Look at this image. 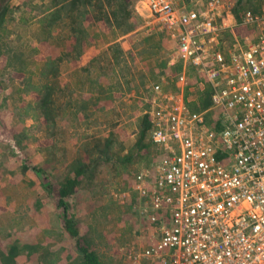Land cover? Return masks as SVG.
Instances as JSON below:
<instances>
[{
    "label": "built area",
    "instance_id": "built-area-1",
    "mask_svg": "<svg viewBox=\"0 0 264 264\" xmlns=\"http://www.w3.org/2000/svg\"><path fill=\"white\" fill-rule=\"evenodd\" d=\"M232 3L140 0L176 43L169 65L183 62L146 98L161 157L133 180L151 231L141 264H264V8L238 23ZM207 87L211 106L192 110Z\"/></svg>",
    "mask_w": 264,
    "mask_h": 264
},
{
    "label": "rangeland",
    "instance_id": "rangeland-1",
    "mask_svg": "<svg viewBox=\"0 0 264 264\" xmlns=\"http://www.w3.org/2000/svg\"><path fill=\"white\" fill-rule=\"evenodd\" d=\"M44 1L12 0L11 3L23 9L25 3L33 7ZM228 1L234 4L236 0ZM134 5L138 27L132 33H124L123 28L111 27L103 20L94 19L91 14L84 22V26L90 28L89 36L83 42V53L94 50L96 55L91 61L100 57L98 63L103 68L99 72L103 73L106 67L109 76L99 77L100 89L105 91L111 82H119L121 87L114 92L121 100L114 101L108 96L114 92L108 95L101 93V101L96 99L84 112L81 111L84 120L75 125L78 133L70 139L66 137L70 136L69 131L65 127L63 129L61 118L57 121L54 133L49 135L45 119L41 117L43 119L39 120L32 109L25 111L31 95L34 98H38V95L32 94L31 89L26 91L22 88L24 77L19 73L17 75L11 70L2 73L6 58L2 59L0 253L10 256L11 260L4 263L0 258V264H51L55 261L58 264H78L72 238L60 234L63 210L58 206L56 194L49 193L43 187L40 177L32 169L41 166L57 182L70 171L69 165L78 157L84 158L86 162H91L90 157L97 159L92 172L89 171L90 175L95 174V178L84 181L76 194L68 198L70 211L78 216L83 235L89 240L92 249L101 256L104 264H141L138 253L148 245L151 231L140 212V203L131 181L134 173L153 161L154 146L139 152L135 143L143 124L142 118L148 109L146 98L149 96V88L157 83H163L165 89L173 87L175 75L171 76L169 61L176 43L147 14L140 0H135ZM251 8L253 10L249 11L259 13L264 8V0H255ZM16 12L19 15L18 9ZM236 31L247 33L250 29L239 25ZM55 32L60 41L54 52L61 55L71 51L74 39L69 36L71 34L67 27L60 25ZM22 34L18 41L20 44L37 45L33 27ZM232 36L228 31L225 40L230 43ZM114 43H118V49L124 51L119 63L113 61L109 50ZM103 55L106 56L103 58ZM68 66L72 67L71 64ZM113 71L118 72L119 76L115 78ZM62 75L56 78L63 85ZM159 77L160 82H156ZM102 80L106 86L100 85ZM75 84V78L70 86L65 84L66 93ZM97 104L100 105L99 112L93 113L92 109ZM71 118L74 121L75 116L69 117V120ZM106 138L111 147L97 144L98 140ZM62 142L69 146L63 147ZM147 142L152 143L148 134L145 137ZM98 150L101 153L107 152L100 160L95 155ZM128 155L131 159H128ZM27 244L35 250L33 254L22 252Z\"/></svg>",
    "mask_w": 264,
    "mask_h": 264
},
{
    "label": "trees",
    "instance_id": "trees-1",
    "mask_svg": "<svg viewBox=\"0 0 264 264\" xmlns=\"http://www.w3.org/2000/svg\"><path fill=\"white\" fill-rule=\"evenodd\" d=\"M254 1L255 0H236L234 2L231 11L236 22H242L244 13L252 9L251 6ZM11 2L12 0H0V63H2V59L6 58V64L4 68H1V72L7 73L11 70L12 72L14 71L13 73L17 75L19 73L24 77V86L22 88L26 91L31 89L32 94L38 95V98H34V95L30 94L31 97L28 100L25 111L32 109L34 115L40 118L39 120L44 118L49 127V135H52L57 128V121L60 118H69L81 111L84 112V110L90 106L91 102L96 100L94 97L88 100H80L77 99L75 95L74 98V90H68L66 93L67 88L60 84L56 77L61 75L64 71L70 76H79L80 73H82L83 76L86 77L87 82H90L89 88L97 92L103 91L97 83L99 77H109L105 71L106 67H104L103 73L99 72L101 71L100 69L103 68V65H99L98 63L100 57L95 60L93 59L87 65L78 66L79 59L84 54L83 42L89 36L88 30L90 27L84 26V22L89 17L88 15L91 14L94 19L99 21L103 20L111 27L123 28L124 33H132L138 27L135 20L136 14L133 10L135 0H45L43 3H40L39 6L33 7H31V4L29 6L25 3V8L23 9H20L21 7H15ZM17 9L19 15H17ZM60 25L67 27V30H69L71 34L69 36H72L74 41L71 51H66L60 53L61 55H57L59 53L57 52L56 54L54 49L58 46L57 44H59L60 37L55 31ZM30 27H33L36 31L35 40L37 41V45L35 47L29 44L23 46L18 42L23 36L22 33H25V30ZM114 47L117 48L114 49ZM109 48L108 49L113 55V61L119 63L124 51L118 49L120 48L118 43L110 45ZM45 52L47 55H45ZM105 56L106 55H103V58ZM69 64H71L72 67H69ZM169 67L171 76H174L182 70L183 62L180 60L175 63L174 66ZM94 68L95 70L92 71ZM193 72L194 71H191L189 73L190 77H192ZM113 75L116 78L119 76V73L114 72ZM160 77L156 82H160ZM0 81H2L1 77ZM70 85L68 84V86ZM119 87H121L119 82H111L109 87H106L104 94L108 95L110 92L113 93ZM71 88L74 87L72 86ZM209 93L210 88L207 87L203 94H200L198 98L200 101L198 100L197 102L191 103L190 108L192 110H199L211 106ZM108 96H111L114 101L121 100V97L119 95L117 96L115 92ZM101 100L102 99H100V101ZM198 102H200V106H198ZM219 112L218 109H214L207 113L206 117L209 125H213L214 116L218 115ZM141 123L143 124L139 130V136L136 140L135 147L137 151L140 152L143 149L149 148V146H154L152 158L156 160L161 157L160 149L152 141V143H145V137L147 134L150 136L151 130L150 116L147 113H145ZM219 128H221L220 125L217 126V129ZM97 144H106V147H111L107 138L98 140ZM101 152L102 151L98 150L95 153L99 160L104 156V153H107L106 151H103V153ZM127 157L131 159L129 155ZM90 159L92 163L86 162V160L81 157L72 161L69 165L70 171L66 175L60 177L61 179L57 182L51 177L52 174L50 175V173L45 172L41 166H34L32 169H34L35 173L40 177L43 187L49 191V193L56 194L58 206L62 207L63 210L61 214L63 227L60 234L72 238L74 249L77 252L78 264H104L101 260V256L97 251L92 249L89 240L83 235L80 220L76 214L70 211L71 206L68 202V198L76 194L79 186L84 183V181L87 182L88 179L92 181L95 178V174L90 175V172H92L95 166V160L97 159H92L91 157ZM142 169L143 168H140L134 173L131 183L136 174ZM31 248L32 246L27 244L22 252L33 254L35 250L33 251V248ZM0 258H2L4 263L7 260H11L10 256L3 252L0 253ZM51 264L58 263L55 261Z\"/></svg>",
    "mask_w": 264,
    "mask_h": 264
},
{
    "label": "crops",
    "instance_id": "crops-1",
    "mask_svg": "<svg viewBox=\"0 0 264 264\" xmlns=\"http://www.w3.org/2000/svg\"><path fill=\"white\" fill-rule=\"evenodd\" d=\"M96 55V53H95V51L94 50H90L89 52L87 51V52H85L84 54H83V56H82V58H81V61L79 60V65L78 66H82V65H87L90 61H91V59L92 58H94V56ZM63 73V75L61 76V79H62V83H63V85L65 86V84H71L72 83V81H73V79L75 78V81H76V84L75 85H72L74 88H70L69 89V91L71 90V89H73L74 90V93H73V97H74V95H75V97L77 98V99H83V100H88V99H90L91 97H94V98H96V99H100L101 98V93L102 92H105L104 90L101 92H97L96 90L95 91H93L92 89H90L89 87V83L90 82H87V80H86V77H84L83 76V74L82 73H80V75L78 76V75H74V76H70V75H65V73L64 72H62ZM70 80V81H69ZM89 81V80H88ZM98 83V82H97ZM103 85V86H105L106 85V82L105 81H101L100 82V85ZM99 85V84H98ZM100 87V86H99ZM74 97V98H75ZM104 104L106 105V106H108V104L106 103V102H104ZM99 109H100V105H96V106H94L93 107V109H92V112L94 113V112H99ZM84 115H83V113H78V114H76L75 115V118H74V121H73V118H71L70 120H69V118H62L61 119V125L63 126V129H64V127L66 128V130H68L69 131V135L70 136H66L67 137V139H70L71 137H72V135H74L75 133H78V131H77V128L75 127V125L78 123V122H81L82 121V119L84 120ZM65 119V120H64ZM62 120H63V122H62ZM78 124H80V123H78ZM78 130H80V128L78 129ZM63 134H64V132H63ZM63 140V139H62ZM64 141V140H63ZM76 142H77V140H76ZM62 145H63V147L65 146V147H68L69 145L68 144H65L64 142H62L61 143Z\"/></svg>",
    "mask_w": 264,
    "mask_h": 264
}]
</instances>
